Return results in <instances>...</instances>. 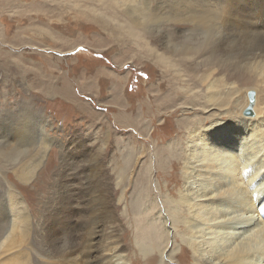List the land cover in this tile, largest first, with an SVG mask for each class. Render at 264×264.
Listing matches in <instances>:
<instances>
[{"label":"rangeland","instance_id":"1","mask_svg":"<svg viewBox=\"0 0 264 264\" xmlns=\"http://www.w3.org/2000/svg\"><path fill=\"white\" fill-rule=\"evenodd\" d=\"M255 1L237 0L225 21L215 17V5H197L188 9L199 17L194 26L168 21L174 10L164 9L138 27L119 0H0V146L4 136H13L19 140L15 146L36 155L41 147L34 129L38 121L49 145L25 184L11 173L12 151L0 155L8 160L0 172L21 194L33 219L42 201L68 194L70 188L62 185L75 175L73 184L91 186L93 194L97 186L107 189L127 263L190 264L188 248L176 235L168 236L165 227L170 218L181 230L174 216L185 156L215 121L243 116L249 91L255 92V106L264 108L263 69L236 73L216 65L198 67L171 55L167 38L194 37L205 52L224 45L225 61L233 62L234 54L245 50L244 36H264V6ZM254 8L258 15L251 13ZM4 199L0 187V217ZM142 227L150 231L145 237ZM157 235L161 251L167 245L163 253L149 248Z\"/></svg>","mask_w":264,"mask_h":264},{"label":"bare ground","instance_id":"2","mask_svg":"<svg viewBox=\"0 0 264 264\" xmlns=\"http://www.w3.org/2000/svg\"><path fill=\"white\" fill-rule=\"evenodd\" d=\"M238 3L237 0H119L124 14L138 27L142 26V20L155 17L156 10L164 9L174 10L166 16L168 21L187 22L194 26L199 17L188 9L197 5H215V17L225 21L230 18ZM261 3L264 6V0ZM180 9L185 11H179ZM252 11L259 14L256 8L251 10L253 14ZM262 28L264 29V22ZM244 29L245 27L241 30ZM253 37L247 40L244 36L245 50L242 54L235 53L233 62L225 61L223 55L228 50H225L224 45L217 44L205 52L200 47L201 41L199 43L198 39L191 36H182L179 41L169 36L166 48L171 55L181 56L180 60H189L198 67L216 65L224 71L240 73L260 66L263 70L259 76L264 82V36L260 39ZM223 42L225 44L224 40ZM255 104L256 102L251 106L252 116L238 115L236 119L230 117L228 122L215 121L189 146L181 168L183 180L176 203L180 207L174 216V220L177 218L176 226L181 230L175 227V222L170 218L165 227L167 233L176 235L180 243L188 248L191 253L190 264H264V108ZM249 107L248 102L246 108ZM23 129L27 131L28 128ZM34 129L42 147L39 146L40 150L36 155L30 153L31 149L19 148V144L15 146L19 140H15L13 136L8 139V135L4 136L5 140L0 146V155H7L8 150L12 151L11 163L9 162L13 165L11 173L23 184L33 179L48 151L44 126L38 121L35 122ZM3 158L2 161L0 157V165L8 161L7 157ZM93 165L100 170L97 160ZM3 174L0 172L3 179L0 187L6 194V204L4 215L0 218L6 228L4 231L0 230V264H129L123 255L125 246L120 240L122 230L105 187L97 186L96 193L93 194L91 186L87 187L79 182L73 184V175L69 178V183L64 181L66 185H62L70 188L68 194L42 201L37 216L33 219L29 206ZM136 209L140 212L142 210L140 206ZM144 212L143 209L141 213ZM158 220L157 217L156 221ZM74 223H77V227ZM141 230V237L150 232L145 227ZM76 235L80 237L79 240ZM156 237L149 241V248L155 253H163L167 245L161 251L162 239L160 235ZM166 262L169 264L168 260Z\"/></svg>","mask_w":264,"mask_h":264},{"label":"water","instance_id":"3","mask_svg":"<svg viewBox=\"0 0 264 264\" xmlns=\"http://www.w3.org/2000/svg\"><path fill=\"white\" fill-rule=\"evenodd\" d=\"M247 98H248V102L250 103V107L249 108H246L244 111H243V115L244 116H252L253 115V112H252V104L255 103V92L254 91H249L247 93Z\"/></svg>","mask_w":264,"mask_h":264}]
</instances>
